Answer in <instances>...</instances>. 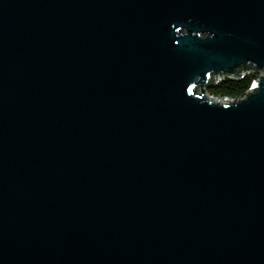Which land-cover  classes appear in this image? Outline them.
<instances>
[{
	"label": "water",
	"instance_id": "1",
	"mask_svg": "<svg viewBox=\"0 0 264 264\" xmlns=\"http://www.w3.org/2000/svg\"><path fill=\"white\" fill-rule=\"evenodd\" d=\"M0 264H264V0H0Z\"/></svg>",
	"mask_w": 264,
	"mask_h": 264
},
{
	"label": "trees",
	"instance_id": "2",
	"mask_svg": "<svg viewBox=\"0 0 264 264\" xmlns=\"http://www.w3.org/2000/svg\"><path fill=\"white\" fill-rule=\"evenodd\" d=\"M258 77L259 72L249 67L245 72H240L237 76H224L217 82H212L206 88V91L214 97H243Z\"/></svg>",
	"mask_w": 264,
	"mask_h": 264
},
{
	"label": "built area",
	"instance_id": "3",
	"mask_svg": "<svg viewBox=\"0 0 264 264\" xmlns=\"http://www.w3.org/2000/svg\"><path fill=\"white\" fill-rule=\"evenodd\" d=\"M219 78H220V77H219ZM220 79H221V78H220ZM218 80H219V79H218ZM215 81L217 82V80H215ZM224 98H227V99H230V100H231V99H234V98H228V97H224Z\"/></svg>",
	"mask_w": 264,
	"mask_h": 264
},
{
	"label": "rangeland",
	"instance_id": "4",
	"mask_svg": "<svg viewBox=\"0 0 264 264\" xmlns=\"http://www.w3.org/2000/svg\"><path fill=\"white\" fill-rule=\"evenodd\" d=\"M215 78H216V79H214V80H217V81H218V79L220 80L221 77L219 78V76H216Z\"/></svg>",
	"mask_w": 264,
	"mask_h": 264
}]
</instances>
